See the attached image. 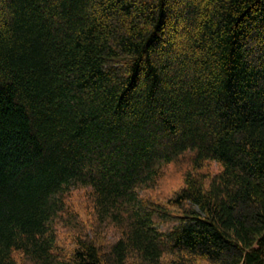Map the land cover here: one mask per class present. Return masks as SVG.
Masks as SVG:
<instances>
[{"label": "trees", "instance_id": "1", "mask_svg": "<svg viewBox=\"0 0 264 264\" xmlns=\"http://www.w3.org/2000/svg\"><path fill=\"white\" fill-rule=\"evenodd\" d=\"M0 264H264V0H0Z\"/></svg>", "mask_w": 264, "mask_h": 264}, {"label": "rangeland", "instance_id": "2", "mask_svg": "<svg viewBox=\"0 0 264 264\" xmlns=\"http://www.w3.org/2000/svg\"><path fill=\"white\" fill-rule=\"evenodd\" d=\"M171 190H172V188H171ZM83 218H86L85 214H83ZM59 231H60V235H64L63 241L65 240V244H67V246H68L70 244V242L66 241V239H67L66 235L71 234V232H69V229L65 228L64 226H60ZM104 235L109 242L114 241L116 239L115 233L112 230H110L109 232H105Z\"/></svg>", "mask_w": 264, "mask_h": 264}]
</instances>
